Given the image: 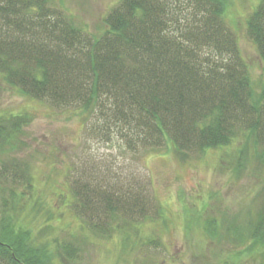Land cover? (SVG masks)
Listing matches in <instances>:
<instances>
[{"label":"trees","instance_id":"16d2710c","mask_svg":"<svg viewBox=\"0 0 264 264\" xmlns=\"http://www.w3.org/2000/svg\"><path fill=\"white\" fill-rule=\"evenodd\" d=\"M55 1L0 0V77L25 100L74 109L85 130L104 141L116 135L128 151L172 149L183 156L216 150L223 160L235 146L242 153L237 143L244 141L251 156L264 159V87L259 93L253 89L239 35L225 26L224 0H118L97 36L77 26ZM245 25L264 69V0ZM24 120L25 113L0 114V264H49L55 259L50 247L17 220L23 203L34 196L29 167L21 169L11 159ZM238 157L233 167H241ZM93 185L104 194L97 201L109 221L101 232L126 227L138 233L139 219L128 217L132 211L142 209V218L144 209L155 214L150 218L160 216L145 193L126 216L116 205L118 196L97 182L75 179L74 215L89 228L84 203L76 199ZM119 217L127 221L121 225ZM239 240L264 247V209ZM63 250L73 259L70 242Z\"/></svg>","mask_w":264,"mask_h":264},{"label":"rangeland","instance_id":"374dc122","mask_svg":"<svg viewBox=\"0 0 264 264\" xmlns=\"http://www.w3.org/2000/svg\"><path fill=\"white\" fill-rule=\"evenodd\" d=\"M117 1L56 0L54 4L77 26L97 36L105 28V14ZM224 1L225 26L239 35V51L259 93L264 69L245 30L258 0ZM73 110L25 100L0 77V114H26L19 148L11 159L21 169L29 167L26 174L34 196L23 203L18 225L50 247L55 259L49 264H264L263 246L239 240V234L247 236L253 230L264 209V159L260 154L251 156L244 141L237 143L242 153L233 146L223 160L216 150L183 156H175L172 149L128 151L116 135L109 141L94 137L85 130L82 114ZM237 157L241 167H233ZM75 179L88 185L97 182L102 190L118 196L116 205L126 216L128 207L143 201L141 192L145 193L160 216L150 218L155 214L144 209L147 217L142 218V209L132 211L128 217L139 219L138 233L126 227L118 233L101 232L109 221L97 201L104 194L93 185L76 199L79 205L80 199L84 203L82 215L91 223L89 228L74 215ZM94 211H100L98 217L89 218ZM125 220L119 217V224ZM238 228L244 233H235ZM69 242L73 259L63 250Z\"/></svg>","mask_w":264,"mask_h":264}]
</instances>
